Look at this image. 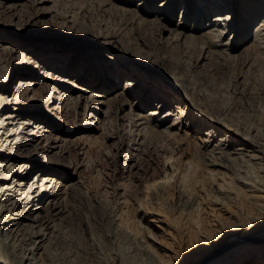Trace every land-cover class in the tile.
I'll return each mask as SVG.
<instances>
[{
    "label": "rangeland",
    "instance_id": "rangeland-1",
    "mask_svg": "<svg viewBox=\"0 0 264 264\" xmlns=\"http://www.w3.org/2000/svg\"><path fill=\"white\" fill-rule=\"evenodd\" d=\"M165 1L0 0V43L12 44L15 51L6 61L0 58V85L13 79L11 91H2L10 101L17 81L25 77V67L43 66L48 73L43 87L31 85L23 103L11 107L46 127L47 132L38 133L40 146H57L50 148L49 161H61L67 184L95 200V206L88 209L82 197L71 195L78 211L71 220L73 232L80 236L84 231L108 226L111 219L103 216L98 206L113 207L117 223L127 231L135 228L138 236L148 234L139 223L146 217L147 226L170 255L167 258L177 262L189 254L188 237L183 236L181 226L185 205L174 201L176 197L169 192L177 185L187 190L199 185L202 190L197 198L204 197L212 181L196 157L204 137L198 131L201 127L191 121V127L168 128L175 117L186 122L185 113L180 114L177 104L170 100L180 93L174 83L177 79L190 88L189 92H196L195 102L205 111H211L213 105L215 114L227 109L226 117L237 128L248 131L256 123L264 132V57L250 55V31L236 36L237 49L229 54L205 48L200 35L209 23H194L198 0H179L160 7ZM186 4L189 11L183 20L181 10ZM246 9L248 18L251 5ZM245 21L237 19L241 30L248 25ZM179 23L184 29L178 32ZM191 28H195L196 41L187 37ZM181 30L185 35L179 34ZM39 71L35 70V77ZM109 74L119 76L117 85L93 84ZM76 79L79 87L89 90L109 88L110 97L124 88L125 80L140 82L127 98L106 106L94 103L90 93L68 86L66 81ZM151 110L156 111V121L141 134L135 126L138 115L147 116ZM37 129L30 127L36 133ZM135 141L138 145H133ZM162 178L166 180L162 187L166 194L154 201L150 192L161 190L159 186L149 190L148 186ZM154 206L156 211L158 206H169L172 217L162 212L157 215Z\"/></svg>",
    "mask_w": 264,
    "mask_h": 264
},
{
    "label": "bare ground",
    "instance_id": "bare-ground-1",
    "mask_svg": "<svg viewBox=\"0 0 264 264\" xmlns=\"http://www.w3.org/2000/svg\"><path fill=\"white\" fill-rule=\"evenodd\" d=\"M174 1L179 0H167L160 7ZM212 1H197L194 23L198 24L201 20L209 23L206 31L200 35L204 47L229 54V51L237 49L236 36H243L250 31V55L254 58L264 57V0H216L214 5ZM237 4L242 7L239 8ZM217 5L224 7L216 9L219 7ZM249 5L252 12L247 18L246 8ZM188 11L186 4L181 10L183 20ZM239 18H245V23L248 24L242 30L237 22ZM180 25L181 23L178 24V32L184 29V25ZM190 30L192 34L187 37L193 41L196 39L193 35L195 28ZM183 32L181 30L179 34ZM11 45L0 43V58L4 61L15 52ZM38 68L40 71L35 77V70ZM22 72L25 77L17 81L12 90L14 97L10 101L3 97L2 91H11L13 79L7 85H0V264H264V132L258 124L254 123L252 129L246 131L242 129L244 127L237 128L229 121L226 117L227 109L224 110L226 112L221 111L222 114H215L212 112V109L215 110L213 105L211 111H205V108L204 110L198 105V101L195 102L196 92H189L190 88L184 87V83L176 79L174 85L180 93H176L170 100L177 104L180 114L185 113L186 122L175 117L168 128L180 130L184 125L191 127V121L201 127L198 131L204 137L196 153L200 164L196 162L206 169L212 183L208 193L200 198H197L199 190H202L199 185L189 190L177 185L174 192L168 191L176 197L174 201L185 205L181 212V226L183 236L188 237L189 244V254L179 257L177 262H171L167 258L170 255L166 248L147 226L146 217L142 218L145 223H139L148 234L138 236L139 231H135V228L131 229L129 226L134 232L131 234L127 227L117 223L115 208L98 206L102 215L111 219L108 226L84 231L80 236L72 231L71 220L78 211L71 203V195L74 193L82 197L88 209L95 206V200L86 192L82 193L67 184L63 177L65 171L61 170L64 166L61 161H49L52 157H48L50 148L55 149L57 146H40L41 135L38 133L47 132L46 127L41 122H32L31 118L22 117L19 108L12 109V105L23 103L24 96L34 85L43 87L44 79L48 77L43 66L39 65H34L32 69L25 67ZM118 77L114 74L105 75L104 79L93 84L98 86L108 82L115 86ZM77 80L66 82L72 88L90 93L94 103L106 106L127 98L140 82L127 79L124 88L110 97L109 88L89 90L87 87H79ZM51 90L53 89H50L49 94ZM157 92H161V89L158 88ZM73 100L77 103L75 98ZM153 106L160 108L162 105ZM108 110L109 108L105 111L106 116ZM155 113L156 111L151 110L147 116L138 115L136 130L145 134L149 123L156 119H153ZM30 127H37V133L31 131ZM133 145L138 143L135 141ZM66 167L70 168L71 165ZM34 171L36 173L29 179ZM163 178L152 185L148 184L149 190L155 186H159L161 190L159 193L156 189L150 192L154 201L162 199L166 194L162 190L166 182ZM156 207L155 210L152 208L153 211H156ZM150 211L152 210L148 212ZM157 211V215L162 212L161 214L170 217L169 206L168 209L158 206ZM213 214L215 218L212 219ZM88 217L83 215L85 220ZM157 218V221H163Z\"/></svg>",
    "mask_w": 264,
    "mask_h": 264
}]
</instances>
